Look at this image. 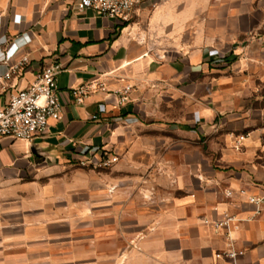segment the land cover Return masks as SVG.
<instances>
[{
  "label": "crops",
  "instance_id": "0c3cea01",
  "mask_svg": "<svg viewBox=\"0 0 264 264\" xmlns=\"http://www.w3.org/2000/svg\"><path fill=\"white\" fill-rule=\"evenodd\" d=\"M76 2L0 0V64L29 57L0 77V106L49 62L63 104L33 141H0V264H264V207L250 201L264 196V0H145L126 23ZM155 83L215 121L211 157L95 165L154 121ZM225 214L239 227L206 222Z\"/></svg>",
  "mask_w": 264,
  "mask_h": 264
},
{
  "label": "built area",
  "instance_id": "2783aa9c",
  "mask_svg": "<svg viewBox=\"0 0 264 264\" xmlns=\"http://www.w3.org/2000/svg\"><path fill=\"white\" fill-rule=\"evenodd\" d=\"M145 0H77L76 7L79 10L93 9L99 14L118 20L122 23L130 21L132 14ZM19 47L12 45L6 53L7 59L15 56ZM223 59V56L218 57ZM29 62L27 55L14 65L0 64V77L9 76ZM61 66L57 62L44 64L36 74L35 80L26 88L11 94L8 102L0 106V141L6 137L33 141L43 135L51 120H59L62 117L63 104L59 97L57 75ZM93 86V85H91ZM91 89L80 87L74 89V95L78 103H83ZM131 87L121 91V102L128 99ZM243 138V137H242ZM264 153V142L262 146ZM119 160L117 155L105 154L96 163L98 167L108 168ZM250 201L264 207V196H252ZM237 218L231 214H225L218 220L206 221L216 229L238 228ZM237 251H222L217 257L235 259Z\"/></svg>",
  "mask_w": 264,
  "mask_h": 264
},
{
  "label": "rangeland",
  "instance_id": "374dc122",
  "mask_svg": "<svg viewBox=\"0 0 264 264\" xmlns=\"http://www.w3.org/2000/svg\"><path fill=\"white\" fill-rule=\"evenodd\" d=\"M212 62L214 61L212 60ZM172 78L176 79L178 75H172ZM146 92L152 102L151 112L153 113L150 115L154 121H143L144 125L143 123L136 124L137 121H134L133 124L139 126H136V129L131 132L138 134V136L132 139L130 134H125L123 141L115 139L111 149L120 156L117 163L145 159L144 161H148L156 167H168L169 165L180 164L185 160L193 161L199 157L197 148L204 153V156L211 157L212 133L217 130V127L213 128L215 121H207L205 117L200 116V113L192 110L191 107H188L186 115H184L185 111L180 106L178 84L169 88L155 83ZM208 93L209 90L205 89L204 100L207 99ZM131 124L132 122H124V125L130 126ZM199 125L206 128L205 135L196 134ZM133 145L148 148L130 154V147Z\"/></svg>",
  "mask_w": 264,
  "mask_h": 264
}]
</instances>
